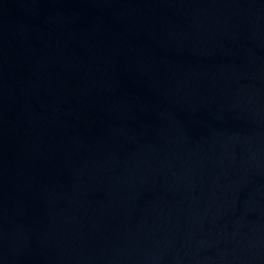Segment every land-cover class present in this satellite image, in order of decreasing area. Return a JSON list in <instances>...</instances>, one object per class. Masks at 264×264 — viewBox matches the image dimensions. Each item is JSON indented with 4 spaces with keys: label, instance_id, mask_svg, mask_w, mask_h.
<instances>
[{
    "label": "water",
    "instance_id": "95a60500",
    "mask_svg": "<svg viewBox=\"0 0 264 264\" xmlns=\"http://www.w3.org/2000/svg\"><path fill=\"white\" fill-rule=\"evenodd\" d=\"M0 264H264V0H0Z\"/></svg>",
    "mask_w": 264,
    "mask_h": 264
}]
</instances>
